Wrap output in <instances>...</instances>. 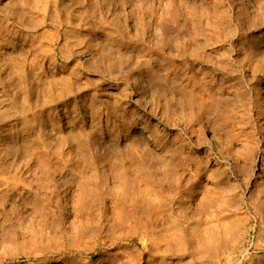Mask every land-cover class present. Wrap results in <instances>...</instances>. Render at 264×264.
I'll return each mask as SVG.
<instances>
[{"label": "rangeland", "instance_id": "1", "mask_svg": "<svg viewBox=\"0 0 264 264\" xmlns=\"http://www.w3.org/2000/svg\"><path fill=\"white\" fill-rule=\"evenodd\" d=\"M260 82L264 0H0V159L106 197L98 230L69 201L0 230V264H264Z\"/></svg>", "mask_w": 264, "mask_h": 264}, {"label": "bare ground", "instance_id": "2", "mask_svg": "<svg viewBox=\"0 0 264 264\" xmlns=\"http://www.w3.org/2000/svg\"><path fill=\"white\" fill-rule=\"evenodd\" d=\"M263 92H264V85L261 82L254 85L253 93L255 94V96H261L263 94ZM8 146H10V144ZM263 155H264V153H263ZM25 158H27V157H25ZM44 159H47V158H44ZM57 159H59V158H57ZM10 160L11 159H9V160L0 159L1 171H2V169L7 170V172L5 174L0 173V230H6V229L11 230V231L13 230V232H15V235H16V233H17V235H18V233H27L34 227L35 224L42 222V221H45V220H48L50 215L55 214L54 213L55 210L53 207H58V206L63 207L64 206V208H66L65 205L68 201L70 202L68 204H71L70 206H72L71 210H72V212H73L72 214L74 216L80 217V218H88L96 226L95 228H97V227L99 229L102 228L101 227L102 222L100 221L101 219L97 218V216L95 217L94 216L95 213L93 214V212L96 211L98 208L95 210V208L97 207V206H95V207H93V209H94L93 210L91 202L96 201L95 203L99 204L100 200H102L104 197L100 193L101 192L100 190L97 191L96 184H94V182H92V179H90V177L88 179H90L91 182L86 180L87 178L79 176L76 180L72 181L73 183H71V182L66 183V184L64 183L66 185L65 188L63 189L60 187L63 190H61V189H60L61 191L57 190V193H55L56 192L55 190H50V189L45 190V189H40V187L39 188L35 187L34 185H36L38 179L33 180L30 177L29 178L24 177L23 174H21L19 171L13 172L15 170L13 168H17V167H14L15 164L13 163L14 164L13 165ZM21 161H23V160H21ZM18 163H20V161ZM39 163L41 166H43V167H41V168H43L42 169L43 172L42 171L41 172H42V174L45 175V179L46 178L51 179V172L50 171H52V170H50L47 167L49 160H42L40 162V159H39ZM57 164H58V162H57ZM16 165H18V164H16ZM58 165H61V164H58ZM64 166H65V164H64ZM60 167H62V165ZM34 168H36V167H34ZM58 169H59V166H58ZM62 169H59V170H62ZM37 175H36V177H37ZM76 175H77V173H76ZM93 181H94V179H93ZM128 183H129V181H128ZM38 185H40V184L37 183V186ZM119 188L121 189V187H119ZM55 189H56V187H55ZM144 189H145V187H144ZM111 191L112 190H110L109 193H111ZM103 193H104V191H103ZM114 193H116V192H114ZM120 193L123 194L122 191ZM124 194L123 195L120 194V197L122 196L123 199H125ZM106 196H108V195H106ZM104 199L106 200V197ZM123 201H127V203L129 202V200H127V199L123 200ZM123 201H121V202H123ZM64 202H66V203H65V205L62 206L61 204H63ZM95 203L93 205H96ZM102 203H104V202H102ZM130 203H131V201L129 202V204ZM91 209L93 210V212ZM99 209H100V204H99ZM100 211H101V209H100ZM100 211H98V212H100ZM132 212L133 211H131V214H132ZM69 214H71V212ZM124 217H122V219H120V220H117L116 222L121 223V220H123ZM130 217H131V215H130ZM117 218H119V216ZM125 218H124V220H126ZM131 218H133V217H131ZM114 220H116V219H114ZM124 220H123V222H124ZM130 220H128V221H130ZM135 222H136V220H135ZM114 223H113V225H114ZM110 224H111V221H110ZM115 225H116V223H115ZM103 226H105V225H103ZM72 227H74V226L72 225ZM98 228H97V230H98ZM12 234H14V233H12Z\"/></svg>", "mask_w": 264, "mask_h": 264}]
</instances>
